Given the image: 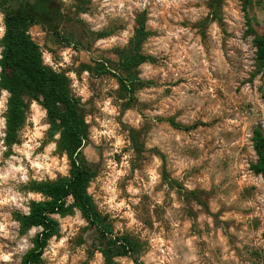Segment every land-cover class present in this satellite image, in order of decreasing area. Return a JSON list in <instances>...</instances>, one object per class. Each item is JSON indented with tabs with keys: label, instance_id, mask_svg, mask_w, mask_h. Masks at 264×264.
Masks as SVG:
<instances>
[{
	"label": "rangeland",
	"instance_id": "374dc122",
	"mask_svg": "<svg viewBox=\"0 0 264 264\" xmlns=\"http://www.w3.org/2000/svg\"><path fill=\"white\" fill-rule=\"evenodd\" d=\"M52 1L62 17L58 32L71 46L47 24L29 34L44 63L50 61L45 65L65 73L81 101L90 139L82 156L97 173L89 194L115 234L139 242L142 264H264V176L253 170L259 161L255 133L264 139V69L254 46L255 36H264V0L216 6L211 0H124L123 6L117 0ZM22 7L0 5L4 34L5 13ZM141 18L148 36L140 53L152 61L137 69L147 85L129 95L113 74ZM1 52L0 45V58ZM101 66L109 73L98 74ZM8 99L0 90V246L12 253L10 264H20L40 231L21 234L17 222L42 199L31 185L67 176L69 161L36 103L16 143L6 145ZM170 120L196 128L178 130ZM120 171L127 174L117 179ZM114 179L116 199L109 205ZM128 186L140 191L129 193ZM121 200L126 207H114ZM56 219L60 236L49 242L42 264H106L95 249V229L79 212ZM115 264L134 262L117 258Z\"/></svg>",
	"mask_w": 264,
	"mask_h": 264
},
{
	"label": "trees",
	"instance_id": "16d2710c",
	"mask_svg": "<svg viewBox=\"0 0 264 264\" xmlns=\"http://www.w3.org/2000/svg\"><path fill=\"white\" fill-rule=\"evenodd\" d=\"M221 0H211L212 6ZM260 3L263 0H259ZM247 4L251 0H246ZM81 9V13H85ZM62 17L50 0L41 7H22L9 10L4 16L5 34L0 41V90L9 94L7 103L6 137L7 146L16 143L19 131L24 127L28 111L33 103L45 112L49 134H59L57 149L69 161V173L54 181L34 182L31 191L39 194L40 201L31 202L29 213L19 214L17 222L20 233L26 234L32 228L40 229L33 240V247L22 258L20 264H42L45 249L49 242L60 236V224L56 217L65 218L79 212L82 218L95 229V249L103 256L106 264H115L117 258H130L134 264H142L139 259L140 244L128 235L115 234L107 218L99 212L92 196L90 185L97 177L96 171L88 165L82 151L89 142V126L81 109V101L72 91L71 80L62 72L45 65L41 47L32 39L30 29L38 24L54 28L58 40L71 46L68 38L61 37L58 26ZM130 45L120 52V72L113 74L121 86V91L133 95L138 87L147 84L140 81L137 69L152 59L140 53L148 34L144 18L138 21ZM101 34L99 37L103 38ZM254 46L257 49L259 70L264 69V36L256 35ZM90 69V68H87ZM98 74L109 73L101 66ZM169 123L178 130L190 131L196 128L184 127L173 120ZM255 149L259 158L253 170L264 176V139L260 132L255 133Z\"/></svg>",
	"mask_w": 264,
	"mask_h": 264
},
{
	"label": "clouds",
	"instance_id": "9594fccd",
	"mask_svg": "<svg viewBox=\"0 0 264 264\" xmlns=\"http://www.w3.org/2000/svg\"><path fill=\"white\" fill-rule=\"evenodd\" d=\"M117 3H119L121 6H123L124 0H117ZM3 34H4V28L0 27V37H2ZM45 57H47V53H45ZM49 62L50 61L48 59L45 60V63H49ZM85 75H87V73H85ZM35 106H36L35 103H33V107H35ZM105 111L106 112H110V114L113 115V116L118 115V113H117L115 108H112V109L105 108ZM86 122H87V118H86ZM3 125H4V121L0 120V127H2ZM0 135H3V133H0ZM104 135H106L109 139H111L114 136V132L113 131H108L107 133H104ZM56 138L59 139V134H57ZM94 139H95V137H94ZM97 143H99L98 140H97ZM122 144H123V141L119 137H117L116 141H115V150H119ZM51 147L55 148L56 145L53 144ZM114 154H115V151L112 153V155H114ZM65 159H67L66 155H65ZM123 160H124V163H123L122 166H123L124 169H127L128 168L127 161L129 160V156L125 155L123 157ZM108 167L115 171V169L117 167L115 161L114 160H109L108 161ZM126 174H127L126 171H120V172L117 173V177L116 178L119 179L120 177H123ZM0 178H2V177H0ZM157 179L158 178L155 175H152L151 180H152L153 184L157 181ZM111 183H112L113 187H111L109 189V191L111 193H113V195H112V198L110 200H108L109 205H113V201H115V199H116V192H117V189L115 187L116 180L115 179L112 180ZM127 191L129 193H137V192L140 191V189L132 187V186H128L127 187ZM4 202L5 201H0V203H4ZM133 202L134 203H139L138 200L133 201ZM114 207L123 208V207H126V204H125V202L123 200H121L120 203L119 204H115ZM128 215L131 216L132 213L129 212ZM81 223H83V221H81ZM3 231H4V226L0 225V232H3ZM30 231H31V233H35L36 232V228H32ZM25 246L26 245H21L19 250L22 251ZM11 261H12V253H4V251L2 249V246H0V262H4V264H10Z\"/></svg>",
	"mask_w": 264,
	"mask_h": 264
},
{
	"label": "flooded vegetation",
	"instance_id": "af4514ba",
	"mask_svg": "<svg viewBox=\"0 0 264 264\" xmlns=\"http://www.w3.org/2000/svg\"><path fill=\"white\" fill-rule=\"evenodd\" d=\"M10 1H15V2H20L23 4L25 7H41L43 4L48 3L50 0H0V5L4 2H10Z\"/></svg>",
	"mask_w": 264,
	"mask_h": 264
}]
</instances>
